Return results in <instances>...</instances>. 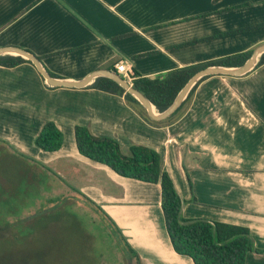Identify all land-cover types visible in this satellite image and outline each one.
Wrapping results in <instances>:
<instances>
[{
  "label": "crops",
  "instance_id": "1",
  "mask_svg": "<svg viewBox=\"0 0 264 264\" xmlns=\"http://www.w3.org/2000/svg\"><path fill=\"white\" fill-rule=\"evenodd\" d=\"M261 21L264 0H0V47L23 48L67 80L116 70L119 61L153 77L253 51L264 44V26L184 42ZM100 75L107 76L97 74L84 86L51 85L32 61L0 64V143L34 152L93 199L140 259L195 264L173 249L154 221L152 209H160L167 233L160 184L121 175L80 153L74 127L115 138L123 152L132 143L150 146L183 200L181 214L247 226L253 249L244 264H264V62L243 74L201 79L182 110L161 122L150 121L123 94L92 86ZM47 120L62 131L61 146L32 149Z\"/></svg>",
  "mask_w": 264,
  "mask_h": 264
},
{
  "label": "trees",
  "instance_id": "2",
  "mask_svg": "<svg viewBox=\"0 0 264 264\" xmlns=\"http://www.w3.org/2000/svg\"><path fill=\"white\" fill-rule=\"evenodd\" d=\"M258 26H264V21L224 30L201 38L189 40L184 43L233 34ZM251 52L252 49H247L206 61L178 66L153 77L141 75L134 71L136 77L132 80V85L143 92L154 104L157 110H163L173 101L181 87L198 69L210 64L227 66L239 65L245 61ZM23 60L31 62L30 59L24 58L19 54H0V64L6 66H14ZM262 62H264V51L259 55L255 66ZM209 75L200 77L190 88L179 106L164 120H154L148 116L146 117L153 122L168 121L182 110L191 97L198 82ZM91 85L115 94H123L128 101L134 104H139L144 108L140 101L131 92L108 76H97ZM74 137L79 152L89 158L107 164L121 175L134 177L144 181L158 182L160 184V204L163 212L164 224L171 245L176 252L189 256L195 264H244L247 252L253 249L248 227L226 221L210 220L203 217L183 216L181 214L183 200L178 193L169 172L161 168L159 151L144 144L132 143L129 145L128 152H123L119 142L115 138L108 135L93 134L86 125L82 124L75 125ZM62 141L63 133L53 120L45 121L34 139V142L38 147L49 151L58 149L61 146ZM2 150L3 149L1 148L0 159H3V157H11L12 159L17 158L16 153H18V151L13 150V154V152L9 150ZM19 153L23 154L21 152ZM24 156L27 157V155ZM29 166L30 165L22 167L24 169L19 171L23 172L24 175H30L31 173H39L40 175L41 172L38 170L33 169L29 171ZM45 168L56 174L50 167L45 166ZM81 194L84 195L89 202L96 204V202L90 197L83 193ZM55 199V197H52V200L57 204L59 201L58 199ZM96 205L103 214L108 216L111 220L110 222L113 228L108 229V236L110 238H115L114 232H120L119 237L123 239V242L121 243L119 239H117L116 244H121L122 248L120 249L125 252L124 254L126 256L134 255L139 259L138 253L127 241L121 228L100 205ZM54 209H56V206L49 207L39 212H46L48 214L52 210L54 211ZM67 210L71 215L74 212L69 206ZM53 211L51 213H53ZM39 212H37V214ZM58 213L60 216L61 213ZM59 216L54 217L58 218ZM88 259L89 258L83 259V263L90 264ZM73 260L74 262L72 264L82 263L78 257L73 258Z\"/></svg>",
  "mask_w": 264,
  "mask_h": 264
},
{
  "label": "rangeland",
  "instance_id": "3",
  "mask_svg": "<svg viewBox=\"0 0 264 264\" xmlns=\"http://www.w3.org/2000/svg\"><path fill=\"white\" fill-rule=\"evenodd\" d=\"M0 146V150L13 154L16 149ZM33 146L41 149L34 142ZM19 152L17 158L0 159V264H72L76 257L81 264L86 258L90 264H149L145 258L124 254L121 244H116L117 239L123 242L120 232H114L115 238L108 236V229L113 228L111 220L97 203L89 202L59 173L46 169L43 160L32 155L34 152H21L27 157ZM28 165L29 171L38 170L40 175L19 171ZM52 197L59 202L56 204ZM53 206V213L39 212ZM68 206L74 211L72 215ZM152 212L169 241L160 209Z\"/></svg>",
  "mask_w": 264,
  "mask_h": 264
},
{
  "label": "water",
  "instance_id": "4",
  "mask_svg": "<svg viewBox=\"0 0 264 264\" xmlns=\"http://www.w3.org/2000/svg\"><path fill=\"white\" fill-rule=\"evenodd\" d=\"M15 51L18 54L25 56L26 58L30 59L39 72L45 77L46 81L51 85H61V86H84L97 74H104L108 77L116 80L120 85H122L126 90L131 92L145 107L147 114L153 119H163L169 116L182 102V100L187 95L190 88L193 84L202 76L209 75V74H216V73H224V74H233L239 75L247 72L251 68L254 67L256 64L259 55L264 51V44L257 46L251 54L245 59V61L239 65L234 66H227V65H220V64H210L206 65L197 71H195L186 83L181 87L178 91L176 96L174 97L173 101L163 110H157L154 104L150 101V99L139 89L135 88L129 81L123 78L116 70H96L95 72L91 73L90 75L86 76L85 78L78 79V80H67L63 78H59L50 74L41 64L39 58L20 47L15 46H1L0 47V54L6 51Z\"/></svg>",
  "mask_w": 264,
  "mask_h": 264
},
{
  "label": "built area",
  "instance_id": "5",
  "mask_svg": "<svg viewBox=\"0 0 264 264\" xmlns=\"http://www.w3.org/2000/svg\"><path fill=\"white\" fill-rule=\"evenodd\" d=\"M116 71L130 83L136 77L134 70L123 61L116 62Z\"/></svg>",
  "mask_w": 264,
  "mask_h": 264
}]
</instances>
